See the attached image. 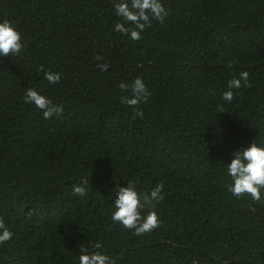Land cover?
<instances>
[{"label":"trees","instance_id":"obj_1","mask_svg":"<svg viewBox=\"0 0 264 264\" xmlns=\"http://www.w3.org/2000/svg\"><path fill=\"white\" fill-rule=\"evenodd\" d=\"M161 3L164 23L132 41L111 0H0L27 45L0 57V217L13 233L0 264H79L97 241L114 264H264V203L227 190L232 153L264 147V0ZM243 71L251 87L223 101ZM137 77L151 95L133 118L118 85ZM29 88L62 114L44 119ZM129 181L164 185L161 225L142 236L111 219Z\"/></svg>","mask_w":264,"mask_h":264},{"label":"clouds","instance_id":"obj_2","mask_svg":"<svg viewBox=\"0 0 264 264\" xmlns=\"http://www.w3.org/2000/svg\"><path fill=\"white\" fill-rule=\"evenodd\" d=\"M116 16L122 22L116 23L114 31L128 36L132 41H139L141 33L152 27L153 21L164 23L168 11L162 5L161 0H111ZM128 25V26H126ZM27 45L22 41L21 33L9 21L0 22V57L19 56ZM97 61L103 58L99 55L95 57ZM97 67L105 72L109 64L100 63ZM232 68V63L227 64ZM43 73L44 79L49 84H58L61 80L59 73L45 70L41 65L38 69ZM251 87L249 83V73L243 71L239 77H233L227 84V89L222 93V100L232 102L234 98V89L241 87ZM121 91L131 92V98L124 96L121 102L135 109L134 117H142L143 113L138 109V105L146 103L151 93L147 90L141 77L135 78L131 83L121 82L118 85ZM24 102L33 104L41 110L43 118L49 119L54 115L62 114L63 109L57 104H53L50 99L39 94L35 89L29 88L25 92ZM220 113L223 112V106H219ZM227 174L232 180L228 186V192L236 198L250 195L254 202L264 203V147H257L253 142L246 150L242 152H233L232 160L227 165ZM163 183L157 184L149 193L140 194L135 185L129 181L127 187H118L113 203L114 211L111 215L113 223H119L123 228L132 230L133 235L142 236L153 232L161 225V221L153 209L160 203L164 197L161 195ZM89 189L88 180H84L81 186L73 185V195L84 197ZM147 211L146 216L142 215ZM13 233L5 225L0 217V244L12 239ZM79 264H114V261L103 254V245L101 242H95L91 247L95 251H89V248L80 245ZM192 264H198L193 261Z\"/></svg>","mask_w":264,"mask_h":264}]
</instances>
